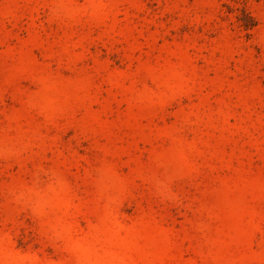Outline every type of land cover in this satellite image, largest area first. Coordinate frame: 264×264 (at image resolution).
<instances>
[{
	"label": "rangeland",
	"instance_id": "374dc122",
	"mask_svg": "<svg viewBox=\"0 0 264 264\" xmlns=\"http://www.w3.org/2000/svg\"><path fill=\"white\" fill-rule=\"evenodd\" d=\"M0 264H264V0H0Z\"/></svg>",
	"mask_w": 264,
	"mask_h": 264
}]
</instances>
